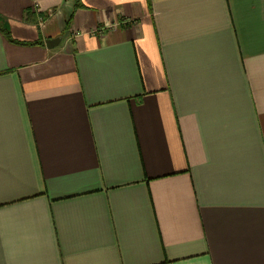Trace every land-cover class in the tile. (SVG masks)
<instances>
[{
	"label": "crops",
	"instance_id": "crops-1",
	"mask_svg": "<svg viewBox=\"0 0 264 264\" xmlns=\"http://www.w3.org/2000/svg\"><path fill=\"white\" fill-rule=\"evenodd\" d=\"M0 18V264H264V0Z\"/></svg>",
	"mask_w": 264,
	"mask_h": 264
},
{
	"label": "trees",
	"instance_id": "trees-1",
	"mask_svg": "<svg viewBox=\"0 0 264 264\" xmlns=\"http://www.w3.org/2000/svg\"><path fill=\"white\" fill-rule=\"evenodd\" d=\"M0 32L4 35V37L10 41V42H15L12 39V36L9 32V29L7 27L6 21L3 18H0Z\"/></svg>",
	"mask_w": 264,
	"mask_h": 264
},
{
	"label": "water",
	"instance_id": "water-1",
	"mask_svg": "<svg viewBox=\"0 0 264 264\" xmlns=\"http://www.w3.org/2000/svg\"><path fill=\"white\" fill-rule=\"evenodd\" d=\"M61 41H62L61 37L56 38V39H50V40H48L47 45L49 48H52V47H55L58 44H60Z\"/></svg>",
	"mask_w": 264,
	"mask_h": 264
}]
</instances>
